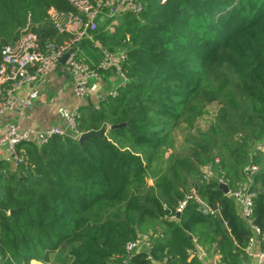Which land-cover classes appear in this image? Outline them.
<instances>
[{
  "label": "trees",
  "instance_id": "trees-1",
  "mask_svg": "<svg viewBox=\"0 0 264 264\" xmlns=\"http://www.w3.org/2000/svg\"><path fill=\"white\" fill-rule=\"evenodd\" d=\"M141 1L138 15L93 33L94 44L127 57L116 96L79 109L78 129L102 133L21 144L20 163L0 159V264L55 253L61 264H203L190 256L196 243L219 264H241L252 232L235 201L201 177L216 158L231 187L246 164L260 167L249 190H261L251 220L264 235V0ZM51 8L75 11L69 0H0V50L26 28L42 42L67 40ZM212 103L209 125L197 128ZM191 188L216 215L193 202L176 213ZM142 235L149 252L127 256Z\"/></svg>",
  "mask_w": 264,
  "mask_h": 264
},
{
  "label": "built area",
  "instance_id": "built-area-1",
  "mask_svg": "<svg viewBox=\"0 0 264 264\" xmlns=\"http://www.w3.org/2000/svg\"><path fill=\"white\" fill-rule=\"evenodd\" d=\"M164 1V0H163ZM74 8V12L63 13L51 8L48 10V17L54 28L60 34H67L69 38L60 43L45 40L40 41L38 36L26 29L20 32L17 40L12 44L2 46L0 50V119L9 113L16 111L18 118L8 122L3 132L0 134V159L13 164H18L22 159L18 156V146L25 143L42 145L47 143L54 136H72L78 139L81 131L78 129L79 103L68 109L64 114V125H54L47 128H31L22 124L24 112L33 105L30 91L20 94V89L43 81L48 77L60 63L61 57L68 53V57L59 69L67 74L72 81V94L77 102H82L85 98L89 82L99 80L102 73L111 71L114 67L116 75L121 81L115 89L105 93L100 97L99 103L107 96L114 97L117 89L124 86L128 80L123 69L126 62L124 50L116 52L98 47L101 56L97 63L85 62L78 58L81 49L79 44L83 39H91L97 30L99 23L109 20L107 28L114 31L118 24L117 18L127 14L138 15L143 10L141 0H69ZM98 108V105L95 106ZM261 147L259 146L258 149ZM219 159L202 166V179L206 182L214 181L218 185H227L230 196L236 203L238 211L252 232L248 245L244 249V254L250 261L243 264H264V235L252 223L251 215L253 211V199L259 190H249V185L254 181L253 176L260 171V167L254 164H246L243 167L244 178L236 182L231 187L230 180L225 172L218 169ZM189 202L196 204V209L203 215H216L217 210H213L196 192L191 188L176 206V213L180 214ZM256 233L260 239L259 249H255ZM150 242L146 235L126 243L125 250L127 256L135 252L144 250L149 252ZM206 255L205 248L196 243L195 249L190 251V256L202 261Z\"/></svg>",
  "mask_w": 264,
  "mask_h": 264
},
{
  "label": "crops",
  "instance_id": "crops-1",
  "mask_svg": "<svg viewBox=\"0 0 264 264\" xmlns=\"http://www.w3.org/2000/svg\"><path fill=\"white\" fill-rule=\"evenodd\" d=\"M94 43L93 36L91 39H85L81 50L83 56L91 63H97L101 55H99L96 51V49L98 50L99 48L95 47ZM116 76V72H113L112 70L102 73L99 80H93V83H97L96 85L91 86L90 84L92 81L89 82V89L85 98L82 102H77L72 94V81L70 77L63 73L60 69H55V71H53L43 81H39L20 89L21 95H23L26 91H30L33 96L35 93L37 94L32 107L26 110L23 114L21 118L22 124L25 127L39 129L54 125H64V114L68 109L72 108L74 105H78V103L80 107L86 105L97 106L100 97L105 93L114 90L116 85H118V79ZM17 118L18 114L16 111L2 117L0 119V134L3 132L8 122L16 120ZM254 234V248L259 249L262 245H260L258 235L256 233ZM205 251L206 255L202 259L203 264H219V255L217 253L212 256L206 249ZM56 256L57 255L55 253L50 255L49 261L40 262L33 260L30 264H61V262L56 261L58 258L53 260ZM248 261H250V259H248L244 254L241 264Z\"/></svg>",
  "mask_w": 264,
  "mask_h": 264
},
{
  "label": "rangeland",
  "instance_id": "rangeland-1",
  "mask_svg": "<svg viewBox=\"0 0 264 264\" xmlns=\"http://www.w3.org/2000/svg\"><path fill=\"white\" fill-rule=\"evenodd\" d=\"M117 77V79H118V83L121 81V79L118 77V76H116ZM94 81H92L91 82V86L92 85H96L97 83H93ZM37 94L35 93L34 94V96H33V94L31 95V98L33 99V102L35 101V99H36V96ZM209 113H207L205 116H203V117H200L199 118V120H198V122H196V126H197V128L199 127L200 129L201 128H205L206 126H208L209 125V122H210V120H211V116H212V114L216 111V104L215 103H212V104H210L209 105ZM174 137H175V145L178 147V148H181L180 147V144H182V143H184V137H183V132H181V130H179V129H177V130H175V132H174ZM148 183L151 185V184H153V180L151 179V180H149L148 181ZM218 185V184H217ZM218 187H219V185H218ZM208 203V202H207ZM253 236H255V234H253ZM58 256H56V257H54L53 258V260H55L56 258H57ZM52 260V259H51ZM58 264V263H57Z\"/></svg>",
  "mask_w": 264,
  "mask_h": 264
},
{
  "label": "water",
  "instance_id": "water-1",
  "mask_svg": "<svg viewBox=\"0 0 264 264\" xmlns=\"http://www.w3.org/2000/svg\"><path fill=\"white\" fill-rule=\"evenodd\" d=\"M68 57V53L64 54L61 59H60V63L59 65L56 67V70L59 69V66L64 64L65 60L67 59ZM112 71L113 72H116V69L113 67L112 68ZM123 124H114V125H111L110 128H117V127H120L122 126ZM102 133V131H94V130H91V131H86V132H82L81 135L78 137V140L80 142H83L89 138H91L92 136L94 135H100ZM219 189L224 193L226 194L228 192V187L227 185H219ZM210 207L213 209V210H217V205L215 204H210ZM223 226L225 225L223 222H222ZM189 237L191 238L192 236L189 234Z\"/></svg>",
  "mask_w": 264,
  "mask_h": 264
}]
</instances>
